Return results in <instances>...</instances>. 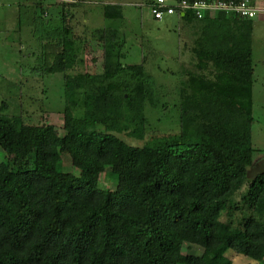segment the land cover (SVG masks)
Listing matches in <instances>:
<instances>
[{
	"label": "trees",
	"instance_id": "1",
	"mask_svg": "<svg viewBox=\"0 0 264 264\" xmlns=\"http://www.w3.org/2000/svg\"><path fill=\"white\" fill-rule=\"evenodd\" d=\"M176 15L192 38L177 131L143 130L151 77L144 60L122 62L113 27L94 38L100 72L74 71L82 60L71 42L46 67L64 73L62 133L0 102V264H233L230 254L264 263V172L248 171L254 18ZM105 171L114 189L97 187Z\"/></svg>",
	"mask_w": 264,
	"mask_h": 264
},
{
	"label": "rangeland",
	"instance_id": "2",
	"mask_svg": "<svg viewBox=\"0 0 264 264\" xmlns=\"http://www.w3.org/2000/svg\"><path fill=\"white\" fill-rule=\"evenodd\" d=\"M262 1L250 0L255 5ZM104 6L120 14L108 18ZM111 27L123 43L122 62L144 60L146 73L151 77L150 101L143 108L147 119L143 130L177 131L179 87L182 70L190 58L192 38L177 15L153 19L148 0H0V102L7 105V112L22 113L31 122H39L42 117L62 133L64 73H50L46 67L54 64L64 45L71 42L78 52L77 59L82 60L74 71L100 72L102 48L94 38L96 32ZM63 28L67 32L59 33ZM60 38L62 42L58 41ZM251 40L254 152L248 171L255 173L264 161V16L254 19ZM114 133L132 145L142 144L143 137L139 135ZM193 138L197 140V133ZM4 156L0 148V162ZM97 187L114 189L115 174H100ZM201 251L196 245L184 243V252L200 255ZM230 253L229 250L227 254ZM230 257L233 264H264L243 255Z\"/></svg>",
	"mask_w": 264,
	"mask_h": 264
},
{
	"label": "built area",
	"instance_id": "3",
	"mask_svg": "<svg viewBox=\"0 0 264 264\" xmlns=\"http://www.w3.org/2000/svg\"><path fill=\"white\" fill-rule=\"evenodd\" d=\"M149 8L151 17L156 20L185 11H190L196 18L217 12L254 19L264 16V5H255L250 0H154Z\"/></svg>",
	"mask_w": 264,
	"mask_h": 264
},
{
	"label": "water",
	"instance_id": "4",
	"mask_svg": "<svg viewBox=\"0 0 264 264\" xmlns=\"http://www.w3.org/2000/svg\"><path fill=\"white\" fill-rule=\"evenodd\" d=\"M264 172V161L261 164V166L259 167V169L256 171V173H263Z\"/></svg>",
	"mask_w": 264,
	"mask_h": 264
},
{
	"label": "crops",
	"instance_id": "5",
	"mask_svg": "<svg viewBox=\"0 0 264 264\" xmlns=\"http://www.w3.org/2000/svg\"><path fill=\"white\" fill-rule=\"evenodd\" d=\"M264 1H262L261 3H263Z\"/></svg>",
	"mask_w": 264,
	"mask_h": 264
}]
</instances>
